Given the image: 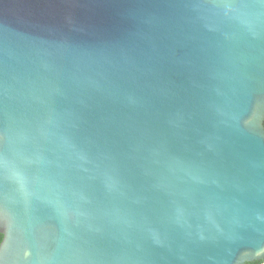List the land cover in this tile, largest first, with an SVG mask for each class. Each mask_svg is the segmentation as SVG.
Returning a JSON list of instances; mask_svg holds the SVG:
<instances>
[{
	"label": "water",
	"instance_id": "1",
	"mask_svg": "<svg viewBox=\"0 0 264 264\" xmlns=\"http://www.w3.org/2000/svg\"><path fill=\"white\" fill-rule=\"evenodd\" d=\"M0 264L264 260V0H0Z\"/></svg>",
	"mask_w": 264,
	"mask_h": 264
},
{
	"label": "trees",
	"instance_id": "2",
	"mask_svg": "<svg viewBox=\"0 0 264 264\" xmlns=\"http://www.w3.org/2000/svg\"><path fill=\"white\" fill-rule=\"evenodd\" d=\"M3 240V235L0 233V244ZM248 264H264V260L262 261H256V262H252V263H248Z\"/></svg>",
	"mask_w": 264,
	"mask_h": 264
}]
</instances>
